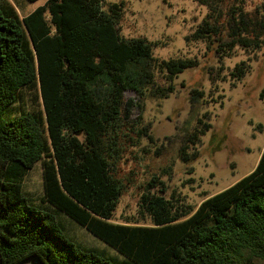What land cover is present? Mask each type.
<instances>
[{"label": "trees", "instance_id": "trees-1", "mask_svg": "<svg viewBox=\"0 0 264 264\" xmlns=\"http://www.w3.org/2000/svg\"><path fill=\"white\" fill-rule=\"evenodd\" d=\"M195 1L209 9L197 35L221 33V19L228 17L236 43L260 46L262 30H249L247 0ZM124 9V1L105 7L103 0H48L22 17L10 0H0V264L264 260V150L253 171L197 207L165 196L166 183L154 175L141 196L151 224L114 221L125 190L116 176L123 126L137 127L148 94L168 97L179 74L199 65L196 58H156L152 42L125 37ZM260 14L263 27L264 1ZM247 68L237 64L234 75L244 77ZM127 92L137 100L128 102ZM134 104L139 121L126 119ZM211 126L198 119L180 148L183 160ZM38 162L39 200L24 189ZM62 215L117 252L78 243Z\"/></svg>", "mask_w": 264, "mask_h": 264}, {"label": "rangeland", "instance_id": "rangeland-1", "mask_svg": "<svg viewBox=\"0 0 264 264\" xmlns=\"http://www.w3.org/2000/svg\"><path fill=\"white\" fill-rule=\"evenodd\" d=\"M10 1L24 17L48 0ZM103 1L105 7L124 1L121 33L127 38L152 42L156 58H196L199 62L179 74L174 80L176 89L168 97L149 93L143 102L140 123L132 127L126 121L120 132L116 176L125 183V190L114 221L151 224V218L142 212L141 196L154 175L166 183L165 196L179 197L197 207L205 197L229 187L257 166L264 150V25L257 23L262 19L264 0L245 3V10L253 19L249 30H262L260 46L255 42L249 46L236 43L231 35L233 22L228 17L221 19V33L197 35L209 9L195 0ZM241 62L249 68L244 77H237L234 68ZM157 79L159 84L167 85L161 73H157ZM126 100L136 101L137 95L127 92ZM125 112L127 120L139 121L135 104ZM199 118L212 126L199 139L195 138L197 143H190V160L185 161L180 148ZM24 186L34 198H41V162L27 174ZM62 220L78 243L117 252L69 217L62 215ZM23 264L38 262L31 259ZM253 264H264V260L257 259Z\"/></svg>", "mask_w": 264, "mask_h": 264}]
</instances>
